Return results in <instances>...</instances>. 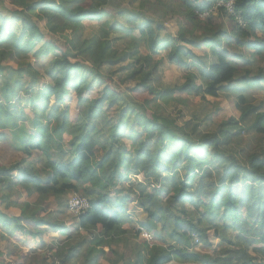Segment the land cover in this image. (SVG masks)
<instances>
[{
    "label": "trees",
    "instance_id": "16d2710c",
    "mask_svg": "<svg viewBox=\"0 0 264 264\" xmlns=\"http://www.w3.org/2000/svg\"><path fill=\"white\" fill-rule=\"evenodd\" d=\"M6 1L16 9L10 16L0 9V134L24 158L0 164L1 238L20 235L25 247L28 238L67 230L59 219L68 212L63 198L80 192L90 208L77 218L72 243L51 247L61 264L83 257L99 264L109 255V264H264V112L250 93L264 85V0H233V13L218 8L220 0H138L136 13L119 11L125 22L115 17L112 24L110 5L117 0ZM214 8L233 19L231 29L216 27ZM202 14L209 18L200 20ZM175 15L186 23L161 37L164 25L156 21ZM39 22L65 42L45 39ZM85 22L98 26L87 38ZM203 48V55L195 52ZM166 63L187 71L183 84L165 83ZM102 69L109 80L120 74L131 108L118 109L117 86L102 92L90 86L104 79ZM183 94L232 99L239 116L203 108L180 125L164 108L154 110L187 105ZM70 95L79 111L74 117ZM131 195L146 214L140 227L157 243L144 241L128 255L118 246L130 243ZM51 198L56 212L44 207ZM201 243L211 252L193 251Z\"/></svg>",
    "mask_w": 264,
    "mask_h": 264
},
{
    "label": "rangeland",
    "instance_id": "374dc122",
    "mask_svg": "<svg viewBox=\"0 0 264 264\" xmlns=\"http://www.w3.org/2000/svg\"><path fill=\"white\" fill-rule=\"evenodd\" d=\"M151 3H154L155 0H148ZM172 1L173 3H178L179 0H167L166 2ZM138 0H125V2L121 1V0H117L116 3L111 4L110 5V13L113 14L110 18V24L114 23L115 21L114 18L118 17L119 18V22L120 23H124L125 19L124 17H119L117 16V13L119 11H126V13L129 11L131 13H136L138 11ZM0 9L3 12V15L5 16H10V10H14L16 9L10 2L6 1L4 3H2V0H0ZM147 11V10H146ZM180 12L183 13L184 10L182 9V7L180 8ZM172 16V15H171ZM205 14H202L200 18L205 20L209 18V16H206ZM183 17L181 15H179V19ZM211 19L212 22L216 25V27H220L223 26L226 29H231L232 26L234 25L233 19L227 18L226 16H224L223 13H221V11H217L216 9L213 11L212 15H211ZM187 19H180V21L178 20V15H175V17L172 18H167L166 21H156L157 23L163 24L164 25V31L160 34L161 37H163L165 34H171V35H175L176 31H177V27L184 25V23H186ZM40 26H41V31L43 33H45V39L50 40V39H54V40H58L61 43H64L65 40L63 39H59L57 37H54L53 35H49L46 32V29H44V24L43 22H39ZM85 27L83 30V34H84V38H87L91 35H93L96 30L98 29V26L96 25L97 23H92V22H85ZM94 25V26H91ZM190 26H192V23L190 24ZM207 50L206 49H198L195 50V52L198 55H203ZM142 52L144 54L147 53L146 48L142 47ZM33 62H35V60H32ZM22 63H27L26 61H22ZM260 67L263 68L264 67V58L260 60ZM192 71H196L195 69H193ZM112 72H116L115 70ZM104 79L101 81L98 78L93 79L90 82V86H94L96 87L100 92H102V89L105 85L109 84L111 86H117L120 90L123 91V96L122 99L119 100L117 106L118 109L120 111H122L124 108L128 107L131 108L133 103H132V99L130 97V95L125 91L126 87L124 84H121L120 82V78L121 76L117 75H113L112 80L108 79V75H111L106 69H102L101 71ZM187 75V71L184 68H180L177 66H171L168 63L165 64V83L171 84V85H176V84H183L185 82V78ZM45 80L44 79H40L39 81V87L42 88L43 84H45ZM250 92V91H249ZM254 99H255V103H261V104H256V107H260L261 111L264 112V85L261 86L260 88H257L255 90H252L250 92ZM177 96H179L180 94H176ZM182 100H186L187 101V105L184 103H181V105H175V103H171L170 106H164L163 104H161V106L159 107H155L154 110L156 112H161V110L164 108L166 110V115L170 114L173 116V118L178 119L179 124L183 125L184 122L186 121H190V119H192L191 115L201 112L203 111V108H205L204 112L206 113H210L211 111L214 110V108L217 109H226L230 112V115L232 117H237L239 116V114L237 113V111L234 109V105H233V100H228L225 99L224 97H220V98H210L207 97L205 100L202 98H198L196 96L193 95H186L183 94V96L181 97ZM51 104H54V98L51 97L50 100ZM67 103H70L72 105V117L76 116V114L79 112L77 111V106H76V100L74 95H70L67 99ZM228 105V106H225ZM21 107L22 109H24L25 113H27L30 117L32 115V110L30 108L29 102H28V98L25 95H21ZM183 111V113L186 115V117L184 116V118H182L179 113ZM216 114H218V111H216ZM216 119L218 121H221L223 119V117H218L216 115ZM214 129V127L212 128ZM244 141L248 142L249 140H252V137L249 134H244ZM9 136H4L2 134H0V164L5 165V166H9L17 161H20L22 158H24V155L19 153L18 151H15L13 147H11L12 143L10 142V139L8 138ZM197 145H200L199 143L196 142ZM256 145V143H255ZM14 177H17L16 174H14ZM134 180H136L137 178H133ZM138 181V180H137ZM22 194V190L20 192ZM77 194V195H81L80 192H74L70 195H68L67 197H64L63 200H65L66 202L69 201L71 195L73 194ZM2 194H4V192H2ZM22 194V197L20 200H27L26 195ZM13 199H18L17 195H13L12 196ZM131 201L127 203L126 205V214L130 215L131 218L133 219V225L132 226H126L125 229L130 231L131 233H129V235H126L125 237L128 238V241L132 244L129 243H122L120 245L119 248H122V252L126 253V254H130V249L131 248H139L141 249L143 247V242L147 241L150 244H155L157 243V240H155L153 238L152 235H150L147 231H145V229H142L140 227V223H144L146 220V214H144L142 212V210L138 207V204L135 202L137 200L134 199V195L130 196ZM22 200V201H23ZM48 207L47 209H53L56 210L57 209V205H55V202H48L47 203ZM1 206V205H0ZM59 219L63 220L65 222L68 223V226H70V229L72 232H74L77 228V218L72 216V214H69L67 212L66 215H64L63 217H59ZM141 229V232L144 234L146 233L147 236H143L138 235L137 238H135V233ZM58 231H54L53 233H57ZM71 232V233H72ZM50 232H45L42 236L39 237V239H27L29 240L30 243H27L25 245V247H23V243L26 240L24 237L18 235L16 239H12V240H3L1 238V229H0V264H23V260L21 259V257H23V253L24 251H27L28 255L31 254L32 257H30V259H28V263L30 264H42V263H46L43 262L47 256L51 253V247L52 244H54V242L52 241V239L49 240V237L45 240V236H49ZM82 233V230H81ZM94 233H96L94 231ZM52 234V232L50 233V235ZM157 234H159V232H157ZM83 235V234H82ZM162 237L163 235L160 234ZM89 236V234H88ZM87 236V237H88ZM82 238H85L84 236H82ZM81 238V239H82ZM92 238H93V234H92ZM80 239V238H79ZM79 239H77L76 241H78ZM209 239L211 243H214L215 245H217L218 240L215 238V236L213 235V233H209ZM23 241V242H19ZM49 240L47 243L45 241ZM16 243L18 244V246L20 247L18 250L16 249ZM38 243V244H37ZM172 244V243H170ZM16 245V246H15ZM130 246V247H129ZM195 246V245H194ZM195 250L193 251H197L200 253H205L211 252V249H209L208 247L204 246V244H200L197 245L195 248ZM11 253L13 254L12 257L6 258L5 256ZM110 258V255H109ZM9 260V262H7ZM101 261V260H100ZM103 264H109L107 261L102 260Z\"/></svg>",
    "mask_w": 264,
    "mask_h": 264
},
{
    "label": "built area",
    "instance_id": "2783aa9c",
    "mask_svg": "<svg viewBox=\"0 0 264 264\" xmlns=\"http://www.w3.org/2000/svg\"><path fill=\"white\" fill-rule=\"evenodd\" d=\"M233 4L234 1L230 0L228 3L220 2L217 7H225L227 10L231 13H233ZM216 7V8H217ZM214 8L213 10H215ZM206 16L208 14H205ZM205 16V17H206ZM90 208V204L88 200L83 197L82 195H77L76 193L71 195L69 201H68V213L72 214V216L79 218L85 211H87ZM143 236H147L146 233H142ZM199 240L196 237L195 243H197ZM45 264H61L60 261L56 258L55 253L51 251V253L46 258Z\"/></svg>",
    "mask_w": 264,
    "mask_h": 264
},
{
    "label": "crops",
    "instance_id": "0c3cea01",
    "mask_svg": "<svg viewBox=\"0 0 264 264\" xmlns=\"http://www.w3.org/2000/svg\"><path fill=\"white\" fill-rule=\"evenodd\" d=\"M16 132H18L16 129L15 130H12L11 131V134H14V133H16ZM12 165V164H11ZM10 166V165H9ZM25 196V195H24ZM18 197V196H17ZM13 199V198H12ZM14 201H18L17 199L15 200V199H13ZM23 200V199H22ZM19 200L20 201V203H22V202H24L25 200ZM55 202V205H57V203H56V201L54 200V198H51L50 200H49V202L51 203V202ZM47 203L48 202H46L45 204H44V207L45 208H47L48 207V205H47ZM57 210V209H56ZM56 210H53V209H50V211H52V212H56ZM19 214V211H17L16 212V215H18ZM67 214V213H66ZM61 220V219H60ZM61 223H63V225L66 227V229L67 230H58V232L57 233H53L52 232V234L50 235V233H51V231H48V232H50L48 235L49 236H45V240L49 237V240L50 239H52V241L53 242H61V241H63L64 243H66V242H68V243H72V241H69V239H68V237H69V235L71 234V229H70V226H68V223L67 222H65L64 221V219L63 220H61ZM32 229V228H31ZM47 232V233H48ZM80 233H81V231H80ZM82 234H84L85 235V237H87L88 236V234H85V233H83L82 232ZM47 237V238H46ZM49 240H47V241H45L46 243L49 241ZM76 242H78V241H76ZM30 243V242H29ZM38 244V243H37ZM121 245V244H120ZM120 245H119V247H120ZM120 250L122 251V248H120ZM82 251V254H84L85 253V251H86V247H84V249H82L81 250ZM12 256H13V254H12ZM84 256V255H83ZM30 257H32V255L31 254H29L28 255V253H27V251H24V253H23V257H21V259L23 260V263L24 264H30V263H28V259H30ZM81 257V256H80ZM108 257L109 256H106V258H104V260L105 261H108L107 259H108ZM103 261L101 260L100 262H99V264H103L102 263ZM43 264V263H42ZM69 264H86L85 263V258L83 257V259H81V260H74L73 262H71V263H69Z\"/></svg>",
    "mask_w": 264,
    "mask_h": 264
},
{
    "label": "clouds",
    "instance_id": "9594fccd",
    "mask_svg": "<svg viewBox=\"0 0 264 264\" xmlns=\"http://www.w3.org/2000/svg\"><path fill=\"white\" fill-rule=\"evenodd\" d=\"M220 2H224V1H223V0L221 1V0H220V1L217 3V5H218ZM224 3H226V2H224ZM217 5H216V6H217ZM220 8H221V7H220Z\"/></svg>",
    "mask_w": 264,
    "mask_h": 264
}]
</instances>
